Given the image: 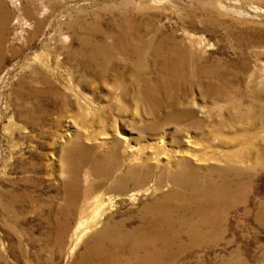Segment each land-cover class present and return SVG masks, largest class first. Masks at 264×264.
I'll use <instances>...</instances> for the list:
<instances>
[{
  "label": "rangeland",
  "instance_id": "obj_1",
  "mask_svg": "<svg viewBox=\"0 0 264 264\" xmlns=\"http://www.w3.org/2000/svg\"><path fill=\"white\" fill-rule=\"evenodd\" d=\"M0 20V264H80L158 201L192 227L224 180L198 237L112 236L100 264H264V0H0Z\"/></svg>",
  "mask_w": 264,
  "mask_h": 264
},
{
  "label": "bare ground",
  "instance_id": "obj_2",
  "mask_svg": "<svg viewBox=\"0 0 264 264\" xmlns=\"http://www.w3.org/2000/svg\"><path fill=\"white\" fill-rule=\"evenodd\" d=\"M4 24H6V21L3 22V20H0V31H3ZM3 43L4 38L2 36V33L0 32V54L1 50H3ZM226 182L227 181L224 180L219 188H217L216 185H212L207 191H201V194H198L193 199H190L192 203L199 202L203 204L201 206H198L195 210V213H197L199 217L196 224H194L192 227H187V224L192 222H190L188 218H184L182 212H178L181 213L179 216V224L181 225V227L177 228L176 230L173 229L171 223L172 219L170 217L172 213L168 210L166 203H163V201H158L149 208L148 211H150L151 215H145L146 217L143 216L141 218V222L138 228L131 231H125L126 229L124 230V226H122L123 232L119 230L120 228L115 229V232L104 229L98 231L95 235L94 244L87 249L84 255L81 256L80 264H100L101 259L105 260L106 248L104 245V240H109L112 236L118 240L116 244L115 242H113L112 245L114 249L117 248L116 251H129L131 249H137L139 253L144 252L145 249L149 251V245H145V243L148 244L150 242L153 252L154 247L157 244H160L162 249H164L166 256L169 250V244H171V241L175 239L180 232L185 231L190 236L195 237L199 235L200 231L198 230L201 229V227L213 225V222L204 214V210L206 211L207 209L213 211L216 214L219 213V209L222 207L224 198L229 195V188ZM9 207L10 206L8 205L7 208ZM100 207H103L102 202L100 203L98 208ZM171 234L174 235L170 238ZM132 240H135L134 243H132ZM120 243H123L124 245H120ZM163 258H161L160 262Z\"/></svg>",
  "mask_w": 264,
  "mask_h": 264
}]
</instances>
